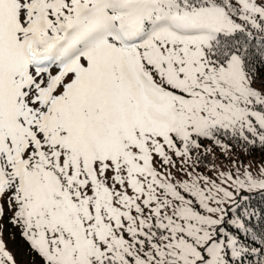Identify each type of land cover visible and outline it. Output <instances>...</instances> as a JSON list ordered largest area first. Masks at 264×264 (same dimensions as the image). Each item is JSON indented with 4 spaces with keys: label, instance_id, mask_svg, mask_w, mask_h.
<instances>
[{
    "label": "snow or ice",
    "instance_id": "6c2138e0",
    "mask_svg": "<svg viewBox=\"0 0 264 264\" xmlns=\"http://www.w3.org/2000/svg\"><path fill=\"white\" fill-rule=\"evenodd\" d=\"M5 219L29 264H264V0H0Z\"/></svg>",
    "mask_w": 264,
    "mask_h": 264
},
{
    "label": "rangeland",
    "instance_id": "374dc122",
    "mask_svg": "<svg viewBox=\"0 0 264 264\" xmlns=\"http://www.w3.org/2000/svg\"><path fill=\"white\" fill-rule=\"evenodd\" d=\"M233 152L239 153V147H233ZM0 226H2L4 229L2 238L5 241L6 247L8 250L14 252L18 264H29V261L33 259V255H30L29 244L20 234L19 229L8 223L7 219H5L3 222H0Z\"/></svg>",
    "mask_w": 264,
    "mask_h": 264
},
{
    "label": "trees",
    "instance_id": "16d2710c",
    "mask_svg": "<svg viewBox=\"0 0 264 264\" xmlns=\"http://www.w3.org/2000/svg\"><path fill=\"white\" fill-rule=\"evenodd\" d=\"M254 200L258 199V197H253Z\"/></svg>",
    "mask_w": 264,
    "mask_h": 264
}]
</instances>
